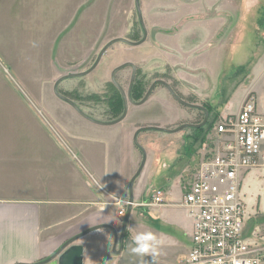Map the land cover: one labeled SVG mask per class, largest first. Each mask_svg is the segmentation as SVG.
Returning a JSON list of instances; mask_svg holds the SVG:
<instances>
[{
	"label": "crops",
	"instance_id": "0c3cea01",
	"mask_svg": "<svg viewBox=\"0 0 264 264\" xmlns=\"http://www.w3.org/2000/svg\"><path fill=\"white\" fill-rule=\"evenodd\" d=\"M93 1L95 0H75L74 8L68 13L64 5L65 0H28L27 3L45 6L47 13H53L49 25L55 22L56 25L67 30L73 25L80 27V22H82L81 10L83 6H90ZM10 9L11 11L24 10L20 4L17 5L16 9L14 6H11ZM90 25L93 23L91 22ZM172 25L174 24L166 21L162 23V27L159 25V30H154V39L160 48L168 47L178 54V56L171 58L170 64L178 68H186L187 73L177 72L176 80L182 81L184 79L187 84H190L187 94L190 95L193 102L196 103L201 98V102L208 107L209 129H206L205 138L202 137L204 132L201 135H194L191 130H188L187 134L182 135L188 140L186 142L183 140L184 146L182 148L184 150L179 156L174 155L175 151L172 148L165 150L164 147H159V142H147L146 146L149 151L153 150V152L159 153V157L157 156L154 161L161 165L154 174L151 189L146 192V201L143 199L140 201V195L134 198L130 205L131 212L125 226L124 237L119 242L128 207L118 206L117 203L130 204L127 182L141 162V157H139L136 148L130 144V138L135 137V132L139 127L154 125L136 121L134 118L128 125H123L126 124L123 121L125 118L112 125H100L96 122L105 123L106 121L95 118L90 113L87 114L85 110H80L95 122L89 121L68 106L70 111L67 109L66 113L70 117L69 125L61 127L54 125L53 128L57 132L55 135L58 136L55 143H52L51 138L46 133H35L32 136L39 141L50 142V145L53 144L51 147L0 151V182L10 178L12 182L16 180H18L17 182L25 181L27 187V190L17 196L0 195V264L45 262L55 256L72 239L75 240L70 246L81 249V264L185 263L191 248L193 219L181 205L183 194L191 185V175L186 176L185 180H181L183 187L186 183V188L184 190L179 189L177 195H173L169 186L172 184V179L173 185L178 183L179 186L178 177L183 178L179 173H187L189 168H193L197 162L199 164L205 156L208 157L212 151L211 140L215 137L216 124L228 116L237 115L247 95L251 94L255 97L257 112L264 123V99L258 96L255 89V84L264 77V24L256 25L258 28L256 35L258 36L260 33L259 38H257L259 43L256 45L257 48L259 45L262 46L258 54H254V58L245 65H242V61L239 59L241 62L236 66L232 64L234 61L232 57L237 53L234 49L241 42L244 28L241 21L233 27L234 39L236 36L237 38L229 43L233 46L227 47H233L231 50L233 54L229 59L226 58L225 63L229 61L227 65H232L231 70L234 69V72L240 69L247 70L246 80L249 85L244 86L243 96L236 111L223 114L216 123H213L215 116L218 115L213 101L214 96H212L213 94H204L205 70H202L198 63H195V58L199 52L194 50V43L191 41L185 42L183 46H178L175 40L179 38V35L167 29L171 28ZM175 27L178 28V26ZM259 27L262 30H259ZM79 31L80 36L78 37L80 38H77L84 54L79 58V62L64 61L60 64L55 61L53 70L58 76L69 70H77L87 65L89 61H92L98 49L102 50L104 45H107L114 38L122 37L113 36L102 42L101 45L100 43L97 45L96 40H93L92 32H86L87 36H83L82 39L81 30L79 29ZM168 33L172 34L167 35ZM61 36L58 34L53 42L59 44ZM77 38L70 39V41L74 43ZM85 39L91 43L85 41V45L82 47V41ZM144 45L145 43L141 47L144 48ZM189 45H191L190 49H188ZM159 52L162 53L160 50ZM65 57L68 60L71 59L72 52L68 51ZM202 64H204L203 58ZM117 65L116 63V65L108 66L107 71H111ZM239 81L237 80V83ZM232 83L233 80L225 83V85L227 84L226 88L230 89ZM225 93L227 95V92ZM225 100L224 97V101H219V104H223ZM146 104L134 105L133 107L136 108L135 110H139ZM82 108L85 109L83 106ZM54 113L48 107L41 115L53 124ZM211 123H213L212 126ZM98 126L108 130L116 129V131L113 133L111 130L108 135L103 136L97 132ZM178 132L172 134H178ZM123 133L125 134L122 135ZM125 157L126 160L123 161ZM146 157V165L148 166L153 158L151 155ZM179 159L182 163H187L185 168H181L182 163L178 166L175 165ZM125 164L127 168L123 166ZM5 167L10 169L3 170ZM115 171L118 172V180L113 179ZM263 174L262 172L251 171L241 177V194L246 205V221L251 218L255 219V215H264V212L259 210L258 199L256 202L250 203L251 208L255 207L256 209L250 212L251 215L248 213V201L253 200L255 193L260 196V193L264 192V187H259L256 182L248 181V178L249 176L257 178V175L262 176ZM124 178L127 179L125 183ZM157 190L163 193L165 202L163 205H154L152 202V196ZM132 208H135L136 211H132ZM121 210H124V215L120 216ZM246 229L247 225L246 228L244 227V237L248 242L251 243V240L258 242L255 236L261 229L254 230L253 237L251 232L248 233ZM146 232L153 233L159 241L155 257L151 255L141 257L131 252V248L135 246L133 238L139 233ZM115 236H117L116 244ZM260 240L264 241V236ZM261 247L264 248V245Z\"/></svg>",
	"mask_w": 264,
	"mask_h": 264
},
{
	"label": "rangeland",
	"instance_id": "374dc122",
	"mask_svg": "<svg viewBox=\"0 0 264 264\" xmlns=\"http://www.w3.org/2000/svg\"><path fill=\"white\" fill-rule=\"evenodd\" d=\"M27 1L0 0V151L51 147L53 144L50 145V142L39 141L32 136L35 133H46L51 138L52 143H55L58 136L55 135L57 132L53 128L54 125L60 127L69 125L70 117L66 113L67 109L69 110V105L54 96L52 87L54 81L58 79V75L53 70V63L55 61L60 64L64 61L79 62V58L84 54L80 41H78L80 38L78 37L80 36L79 29L82 39L83 36H87L86 32H92L93 40H96L97 45L99 43L101 45L102 42L113 36L126 37V33L130 29H134L141 37L138 29L135 0H95L88 7L83 6L80 27L73 25L67 30L56 25L55 22L49 25L53 13H47L45 6L31 5ZM74 1L65 0L64 5L67 13L74 8ZM18 4L24 10L11 11V6L16 9ZM139 4L143 24L147 30L144 48L141 46L130 48L117 43L106 51L92 73L81 79H74L61 84L62 89L78 85L76 95L81 97L78 99L81 102V106L77 104L78 110H85L87 114L90 113L100 120H108L106 106L102 101L107 93L109 94L107 89H109L110 70L107 71V68L112 64H122L127 60L135 63L148 83L154 77H161L171 86H174L176 91H180L185 97L188 95V89L191 85L187 84L184 79L182 81L176 80V73L183 71L186 74V68L182 69L170 64L171 58L178 56V54L168 47L160 48L154 39V30H159L158 26L161 25L162 27V23L166 21L178 26L176 28L172 25L171 28H167L170 32L179 35V38L175 40L178 46H183L185 42L191 41L194 43V50L199 52L195 58V63H198V66L205 70L204 94H213L218 118L223 114L235 112L242 99L244 88L249 85V82L246 80L247 70L240 69L234 72V69L231 70L232 65H227L229 61L225 63L226 58L229 59L233 54L231 51L233 47H227L233 46V44L229 45L237 38L236 36L234 39L233 27L241 21L244 32L241 42L235 46L234 51L237 53L232 57L234 58L232 64L236 66L242 61V65H245L254 58V54H258L262 46L259 45L257 48L259 43L257 38H259L260 33L258 36L256 35V29H258L256 25L264 24V0H139ZM91 22L93 25H90ZM259 30L262 28L259 27ZM58 34L62 35L61 41L59 44H55L53 39L57 38ZM170 34L172 33L167 35ZM75 37L78 38L72 43L70 39ZM85 41L86 39L82 41V47L85 45ZM86 42L91 43V41ZM190 47L191 45L188 49ZM100 50L98 49L92 61H89L78 71H83L89 67ZM68 51L72 52V58L69 60L65 57ZM202 58L204 64H202ZM232 80V87L227 89L225 83ZM237 80L240 81L237 83ZM255 89L258 96L264 99V77L255 84ZM93 95H97L99 100H89L95 99ZM224 97L226 98L225 102L219 104V101H224ZM201 101V98L198 99V104L203 103ZM145 103H147L146 106L139 110L130 106L127 116L123 120L126 124L123 125H128L134 118L136 121L150 123L165 129L169 125H171L170 128H173L176 124L177 126L180 124L179 121L175 120L176 117L178 120L188 118L189 121L196 119V116L200 118L197 112L189 111L178 105L160 87ZM48 107L55 112L53 124L41 115ZM96 129L103 136L108 135V132L112 130L101 126ZM115 131L116 129L111 132L115 133ZM184 133L187 134L188 132L181 130L178 134H172L152 129L130 138L131 146L136 148L139 157H141L138 169L127 182L129 191L130 182L134 178L132 183L133 200L141 195L139 200L146 201V192L151 189L154 174L161 165L154 161L157 156L159 157V153L153 152V150L149 151L146 146L147 142H159V147H164L165 150L172 148L175 151L174 155L179 156L184 150L182 148L184 146L183 140L184 142L188 140V138L182 137ZM149 154L153 160L147 166L146 156L150 157ZM125 160L126 157L123 161ZM142 163L141 171L136 175ZM181 163L179 159L175 165L178 166ZM197 163L193 165V168H189L187 173H179L183 176V178L178 177L180 187L178 183L173 185V179L171 180L172 184L169 188L173 195H177L179 189L184 190L186 188V183L183 187L181 180H185L186 176L194 174L196 166L199 165ZM123 166L127 168L126 164ZM182 166L181 168H185L187 163H182ZM188 166L190 167V165ZM8 168L5 167L3 170ZM256 172L264 173L262 170H256ZM117 173V171L114 172V180H118ZM256 177L249 176L248 181L256 182L259 187H264V174ZM17 181L12 182L10 178L2 180L0 182V195L17 196L27 190L25 181ZM123 181L125 183L127 179L124 178ZM252 199L251 202L248 201V213L251 215L250 212L256 209L255 207L251 208L250 203L256 202L257 199L259 200V210L264 212V192H261L260 196L255 193ZM132 211H136V209L132 208ZM255 217V219L247 220L245 228L247 225L246 231L251 232L252 237L253 231L260 228V232L255 236L258 242L251 240V244L263 246L264 241L260 239L264 236V215L258 214Z\"/></svg>",
	"mask_w": 264,
	"mask_h": 264
},
{
	"label": "built area",
	"instance_id": "2783aa9c",
	"mask_svg": "<svg viewBox=\"0 0 264 264\" xmlns=\"http://www.w3.org/2000/svg\"><path fill=\"white\" fill-rule=\"evenodd\" d=\"M211 145V153L190 176L191 185L183 194L181 206L193 219L184 264H264V248L244 237L246 205L241 194V177L264 171V123L253 95L246 96L237 115L216 124ZM152 202L165 204L160 190Z\"/></svg>",
	"mask_w": 264,
	"mask_h": 264
},
{
	"label": "flooded vegetation",
	"instance_id": "af4514ba",
	"mask_svg": "<svg viewBox=\"0 0 264 264\" xmlns=\"http://www.w3.org/2000/svg\"><path fill=\"white\" fill-rule=\"evenodd\" d=\"M144 27H145V25H144ZM138 29H139V32L141 34V37H139V35L135 32L134 29L133 30L130 29L126 33V37H116L113 40L124 39L130 43H133L134 45L133 44H126L123 42H118V43L124 44L130 48L140 47L146 42L147 30H146V28L143 29V27L141 26V23L139 21H138ZM143 39H144V41L142 43H140ZM137 43H140V44H137ZM115 44H117V43H115ZM115 44H113V45H115ZM113 45H111L110 47H112ZM97 59H98V57L96 56V59L94 60V62L91 63V65L83 71L79 72L78 71L79 69H77V70L72 69V70L67 71L66 73L60 74L58 76V79L56 81H54V83H53L52 88H53L54 96L57 99H59L60 101L66 103L64 100L58 98L57 95H55L57 92L60 96L69 100L70 102H72L76 107H77V104L80 105L81 102L78 99L81 97L76 95V90H77L78 85H76L72 88L62 89L61 84L66 82V81L79 79V78L81 79V78L89 75V73H88L85 76H78L82 73L89 71L94 66ZM100 61H99V63H100ZM99 63H98V65H99ZM120 66H123V67L121 69L117 70L116 72H114V74H113V71ZM96 67L92 70V72L96 69ZM112 75H113V79H112ZM170 83H172V82L170 81ZM108 85H109V89H107V91L109 90V94L107 93V95L102 99V101L104 102L103 104L106 106V112L108 113V116H109L108 120H105L106 121L105 123H110L112 121H116L117 119H119L123 115V113H124V97H123V94L127 98L128 106L129 105L134 106L128 100L131 99V101L133 103H139L146 96L147 92L150 91V95L148 96V98H150L152 96V94L155 92V90L160 87L164 91V93L166 95H168L170 98H172L178 105H180L181 107H183L189 111H195L200 116V118H196L194 120L190 119V121L188 118H185L182 120L176 119L180 122V124L178 126L176 124L175 127H173V128H170L171 125H169L168 127H165L166 131H176L177 129L184 127L181 129L182 131L186 132L188 130H191L192 134L201 135L207 129L209 114H208V117L206 119L205 111L209 113V110H208V107L204 105V103L196 104L194 102H190V100H192V98L190 99V95L185 97V95H183L178 90L176 91V88L174 86H171V84H169L167 81H165L161 77L160 78L154 77L150 81V83H148L146 81V78L144 77V75L141 73L140 69L137 68L135 66V63L132 61L127 60V61L123 62L122 64H118L117 66H115L110 71ZM172 93L182 103L178 102L173 97ZM93 97L95 99H89V100H91V101L92 100H95V101L99 100V97H97V95H93ZM136 98H137V100H136ZM144 103H142V104H144ZM184 104H187V106H185ZM188 105H196V106H199L200 109L199 110L193 109V108L189 107ZM135 106H140V105H135ZM117 107H118V109H121V114H119L117 117H114V111L116 110ZM201 124H202V126L198 129H194V128L188 126V125H201ZM185 126H188V127H185ZM152 129L158 130L160 128L158 126H152V125L146 126V127L145 126L139 127L135 132V136H137L138 134H140L142 132H146V131L152 130ZM161 129H163V128H161ZM181 130H179V131H181ZM177 132H175V133H177Z\"/></svg>",
	"mask_w": 264,
	"mask_h": 264
},
{
	"label": "water",
	"instance_id": "95a60500",
	"mask_svg": "<svg viewBox=\"0 0 264 264\" xmlns=\"http://www.w3.org/2000/svg\"><path fill=\"white\" fill-rule=\"evenodd\" d=\"M135 10H136V14H137V17H138V21L141 23V26L143 27V29H145L144 27V24H143V19H142V15H141V9H140V4H139V0H135ZM144 41V39L140 42L142 43ZM118 42H123V43H126V44H133V43H130L124 39H115V40H112L110 41L109 43H107V45H105V47H103V49L100 51L99 55H98V59L97 61L95 62L94 66L87 72L85 73H82L78 76H85L87 75L88 73H90L99 63L101 57L103 56V54L105 53V51L113 44L115 43H118ZM140 43H137V44H140ZM134 45V44H133ZM123 66H120L118 68H116L114 71H113V74L114 72H116L117 70L121 69ZM112 79H113V75H112ZM123 94V93H122ZM56 95L58 98L64 100L66 103H68L75 111H77L78 114H80L83 118L89 120V121H92V122H95L93 121L92 119H90L89 117H87L85 114H83L81 111L78 110V108L72 103L70 102L69 100L63 98L62 96H60L57 92H56ZM150 95V91L147 92L146 96L139 102V103H133L130 100H128L132 105H141L142 103H144L148 96ZM173 97L178 101V102H181L179 99H177L175 97V95L172 93ZM123 97H124V113L123 115L117 119L116 121H112L110 123H99V122H96L97 124H100V125H112V124H115V123H118L120 122L123 118H125V116L127 115V108H128V104H127V98L124 96L123 94ZM182 103V102H181ZM185 106H187V104H184ZM189 107L193 108V109H197L199 110L200 107L199 106H196V105H188ZM206 119L208 117V112H206ZM189 127H192L194 129H198L202 126L201 125H188ZM188 126H185V127H188ZM182 128L184 127H181L179 129H177L176 131H166L165 129H158L159 131H163V132H169V133H174V132H177L179 130H181ZM143 166V163L140 167V169L138 170V172L136 173L139 174V172L141 171V168ZM135 175V176H136ZM134 179V178H133ZM133 179L132 181L130 182V185H129V193H130V205L132 204L133 202V197H132V183H133ZM131 212V206L128 207V210H127V214H126V217H125V220H124V225H123V231L120 235V238H119V242L122 241L123 237H124V230H125V226L127 224V221H128V218H129V214ZM75 239H72L70 241H68L64 246L63 248L55 255L53 256L51 259L45 261V262H39V263H36V264H81V249L79 247H75V246H70V244H72V242L74 241ZM117 243V236H115V244ZM69 246V247H68ZM68 247V248H67ZM67 248L65 251L64 249Z\"/></svg>",
	"mask_w": 264,
	"mask_h": 264
},
{
	"label": "clouds",
	"instance_id": "9594fccd",
	"mask_svg": "<svg viewBox=\"0 0 264 264\" xmlns=\"http://www.w3.org/2000/svg\"><path fill=\"white\" fill-rule=\"evenodd\" d=\"M133 243L135 245L131 248V252L133 254L139 255L141 257L148 255L155 257L157 255L159 241L156 239L153 233H139L133 238Z\"/></svg>",
	"mask_w": 264,
	"mask_h": 264
},
{
	"label": "trees",
	"instance_id": "16d2710c",
	"mask_svg": "<svg viewBox=\"0 0 264 264\" xmlns=\"http://www.w3.org/2000/svg\"><path fill=\"white\" fill-rule=\"evenodd\" d=\"M136 100H137V98H136ZM119 114H121V109H118V107H117L116 110L114 111V117H117ZM217 118H218V115L215 116L213 123L218 120ZM213 123H211V126L213 125ZM207 128L209 129V124H208ZM206 132H207V130L202 135L203 139L206 136Z\"/></svg>",
	"mask_w": 264,
	"mask_h": 264
}]
</instances>
